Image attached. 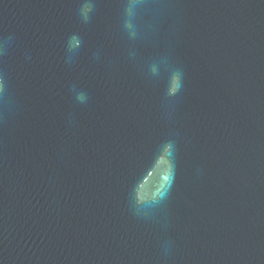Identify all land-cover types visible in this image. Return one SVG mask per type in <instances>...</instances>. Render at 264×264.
<instances>
[{"label": "water", "instance_id": "95a60500", "mask_svg": "<svg viewBox=\"0 0 264 264\" xmlns=\"http://www.w3.org/2000/svg\"><path fill=\"white\" fill-rule=\"evenodd\" d=\"M0 79V264H264V0H0Z\"/></svg>", "mask_w": 264, "mask_h": 264}, {"label": "snow or ice", "instance_id": "6c2138e0", "mask_svg": "<svg viewBox=\"0 0 264 264\" xmlns=\"http://www.w3.org/2000/svg\"><path fill=\"white\" fill-rule=\"evenodd\" d=\"M136 3H139V0H135ZM140 59V57H138V60ZM168 64H171V59L169 58L168 59ZM172 99L173 98H170V97H164L163 100H162V104L165 106V107H170L171 106V103H172Z\"/></svg>", "mask_w": 264, "mask_h": 264}, {"label": "clouds", "instance_id": "9594fccd", "mask_svg": "<svg viewBox=\"0 0 264 264\" xmlns=\"http://www.w3.org/2000/svg\"><path fill=\"white\" fill-rule=\"evenodd\" d=\"M5 86V81L3 79H0V91H3Z\"/></svg>", "mask_w": 264, "mask_h": 264}]
</instances>
